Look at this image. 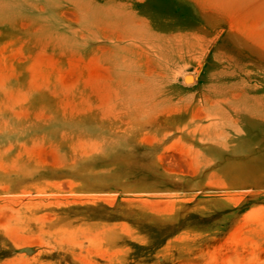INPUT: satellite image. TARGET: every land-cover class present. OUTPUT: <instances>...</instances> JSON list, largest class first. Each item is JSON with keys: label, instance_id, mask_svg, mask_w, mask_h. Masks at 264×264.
Returning a JSON list of instances; mask_svg holds the SVG:
<instances>
[{"label": "rangeland", "instance_id": "obj_1", "mask_svg": "<svg viewBox=\"0 0 264 264\" xmlns=\"http://www.w3.org/2000/svg\"><path fill=\"white\" fill-rule=\"evenodd\" d=\"M0 264H264V0H0Z\"/></svg>", "mask_w": 264, "mask_h": 264}]
</instances>
